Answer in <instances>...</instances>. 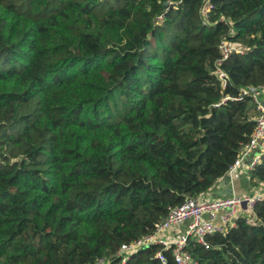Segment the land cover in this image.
Here are the masks:
<instances>
[{"label":"trees","instance_id":"1","mask_svg":"<svg viewBox=\"0 0 264 264\" xmlns=\"http://www.w3.org/2000/svg\"><path fill=\"white\" fill-rule=\"evenodd\" d=\"M211 2L205 25L200 0H0V264H119L227 175L255 126L240 90L264 84V0ZM223 40L244 52L218 64ZM207 243L194 264H264V201ZM160 250L175 264L160 246L126 264Z\"/></svg>","mask_w":264,"mask_h":264},{"label":"built area","instance_id":"2","mask_svg":"<svg viewBox=\"0 0 264 264\" xmlns=\"http://www.w3.org/2000/svg\"><path fill=\"white\" fill-rule=\"evenodd\" d=\"M200 1L199 13L202 22L209 25L214 5L211 0ZM158 20L161 21L162 16ZM220 22L227 24L228 20L221 18ZM229 34L232 35L234 32L231 30ZM218 50L221 57L218 64L226 60L232 53L241 54L244 52V48L240 44L229 40L221 41ZM217 74L221 79L224 78V74L220 70L217 71ZM240 94L239 99L249 97L254 106L255 126L249 140L240 147L237 158L228 170L227 175L230 178L238 173L245 164L244 158L247 155H253L247 168L249 172L261 163V158L264 156V84L257 88H243L240 90ZM259 186L263 189L258 194L251 196L230 195L220 198H203L209 191L199 198H187L182 204L169 209L166 218L156 226L152 234L122 244L114 256L119 264H126L132 256L141 250L151 246H160L165 250L172 249L171 253L175 264H194L191 255L185 249L187 244L195 242L207 248L208 237L225 234L234 226L239 216L251 215L255 204L264 201V183H258L257 187ZM186 222L187 227L184 234L174 240L164 238L168 230ZM155 258L160 264H167L162 250L156 252ZM109 261L110 259L101 257L96 259L93 264H108Z\"/></svg>","mask_w":264,"mask_h":264},{"label":"crops","instance_id":"3","mask_svg":"<svg viewBox=\"0 0 264 264\" xmlns=\"http://www.w3.org/2000/svg\"><path fill=\"white\" fill-rule=\"evenodd\" d=\"M264 99V98H263ZM248 164H244L238 173H236L232 178L229 179V181H224L223 179H220L216 185L213 187V189L205 195L203 198L209 199V198H220L230 195H236V196H245V195H255L258 194L263 187L259 186H251L250 179H249V171H248ZM246 177V178H245ZM247 181L248 184L244 185V182ZM187 222L184 224H181L179 226H176L170 230H168L164 238L174 240L176 237L184 234L186 231Z\"/></svg>","mask_w":264,"mask_h":264},{"label":"rangeland","instance_id":"4","mask_svg":"<svg viewBox=\"0 0 264 264\" xmlns=\"http://www.w3.org/2000/svg\"><path fill=\"white\" fill-rule=\"evenodd\" d=\"M252 156H253V155H247V156L244 158V161H245L246 164H249V163L251 162V160H252ZM245 178H246V177H245ZM247 184H248V182L245 181V182H244V185H247Z\"/></svg>","mask_w":264,"mask_h":264},{"label":"water","instance_id":"5","mask_svg":"<svg viewBox=\"0 0 264 264\" xmlns=\"http://www.w3.org/2000/svg\"><path fill=\"white\" fill-rule=\"evenodd\" d=\"M164 5L166 6L167 4H164ZM229 179H230V177H229L228 175H226V176L223 178V180H224V181H227V182L229 181Z\"/></svg>","mask_w":264,"mask_h":264}]
</instances>
